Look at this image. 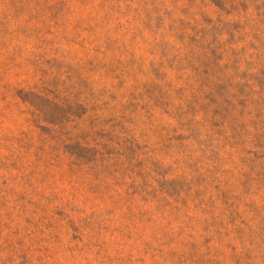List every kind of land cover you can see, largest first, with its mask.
<instances>
[{"label": "rangeland", "instance_id": "rangeland-1", "mask_svg": "<svg viewBox=\"0 0 264 264\" xmlns=\"http://www.w3.org/2000/svg\"><path fill=\"white\" fill-rule=\"evenodd\" d=\"M0 264H264V0H0Z\"/></svg>", "mask_w": 264, "mask_h": 264}]
</instances>
